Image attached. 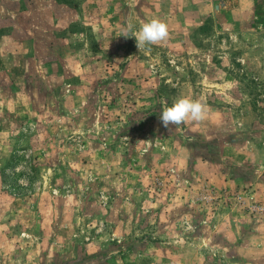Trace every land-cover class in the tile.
Masks as SVG:
<instances>
[{
  "label": "rangeland",
  "instance_id": "1",
  "mask_svg": "<svg viewBox=\"0 0 264 264\" xmlns=\"http://www.w3.org/2000/svg\"><path fill=\"white\" fill-rule=\"evenodd\" d=\"M0 264H264V0H0Z\"/></svg>",
  "mask_w": 264,
  "mask_h": 264
},
{
  "label": "clouds",
  "instance_id": "2",
  "mask_svg": "<svg viewBox=\"0 0 264 264\" xmlns=\"http://www.w3.org/2000/svg\"><path fill=\"white\" fill-rule=\"evenodd\" d=\"M122 36L126 38L134 36L137 47L140 50L146 45H157L166 41L169 36V29L165 22L159 19H152L143 23L138 31H132V25L129 24L123 30ZM207 114L208 109L203 102L181 96L171 106H166L162 109L159 119L163 127L172 132L186 122L201 123L205 121Z\"/></svg>",
  "mask_w": 264,
  "mask_h": 264
},
{
  "label": "trees",
  "instance_id": "3",
  "mask_svg": "<svg viewBox=\"0 0 264 264\" xmlns=\"http://www.w3.org/2000/svg\"><path fill=\"white\" fill-rule=\"evenodd\" d=\"M57 1V0H56ZM58 1H63V2H70L71 0H58Z\"/></svg>",
  "mask_w": 264,
  "mask_h": 264
}]
</instances>
